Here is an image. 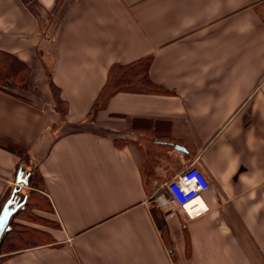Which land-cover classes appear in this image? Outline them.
<instances>
[{"label": "crops", "instance_id": "0c3cea01", "mask_svg": "<svg viewBox=\"0 0 264 264\" xmlns=\"http://www.w3.org/2000/svg\"><path fill=\"white\" fill-rule=\"evenodd\" d=\"M0 52L64 104L0 90V140L24 151L0 147V199L37 174L58 222L0 264H264V0H0ZM142 59L164 92L92 111ZM188 167L208 210L165 220L152 197Z\"/></svg>", "mask_w": 264, "mask_h": 264}, {"label": "trees", "instance_id": "16d2710c", "mask_svg": "<svg viewBox=\"0 0 264 264\" xmlns=\"http://www.w3.org/2000/svg\"><path fill=\"white\" fill-rule=\"evenodd\" d=\"M150 60L142 59L137 62H133L127 65H113L108 73L107 82L102 89L96 103L92 107V111H97L104 106L108 98L118 92H129V93H163L164 91L157 87L149 78L148 67ZM30 78V69L23 62L18 60L15 56L0 52V90L8 93L9 95L16 96L22 100H26L20 95H15L7 90L8 86L18 88L20 91H26L28 81ZM55 89V88H54ZM57 91V90H56ZM63 104L62 101H60ZM64 105V104H63ZM64 111V109H63ZM60 112L62 115L64 112ZM0 147L4 148L14 154L22 156L24 151L22 148L6 141L0 140ZM35 177L38 179L37 183L33 181L32 189L37 190L38 187H41L39 183L41 178L36 174ZM43 189V188H42ZM4 201L0 199V210L3 206ZM152 211L158 210L153 203ZM159 211V210H158ZM160 212V211H159ZM28 229V228H27ZM11 231V229H10ZM28 232H23L17 236V240L20 242H28L24 236H31V230H26ZM41 232V231H40ZM34 233V232H32ZM42 235L46 236V239L50 238V235L47 232H42ZM9 235V233H8ZM38 243L35 242L30 246L18 247L17 249L9 251V253L17 252L26 248L37 246Z\"/></svg>", "mask_w": 264, "mask_h": 264}, {"label": "rangeland", "instance_id": "374dc122", "mask_svg": "<svg viewBox=\"0 0 264 264\" xmlns=\"http://www.w3.org/2000/svg\"><path fill=\"white\" fill-rule=\"evenodd\" d=\"M37 75L38 74L35 71L32 72V70L30 69V78L26 91H20L18 88L10 86H8L7 90L15 95L23 96L24 98H28L42 105H44V103L49 101L50 99L53 102L52 104L56 107V110L62 112L64 106L58 99L56 89H54V87H52L51 85L50 87L48 85L49 72L45 71V74L41 75L40 77H37ZM41 82L45 83V90H43L42 85L39 84ZM36 83H38L39 85L36 86ZM46 87L49 88V95L46 92ZM52 104H50L46 108L49 109ZM37 180L38 179L34 176L33 181L37 183ZM31 188L26 190V203L17 211V213L11 218L9 222L11 231H8L9 235L7 233L6 238L2 243L0 257L5 254H9V251L17 249L18 247L24 246L25 248L26 246L28 247L35 242H37L38 244H43L44 242H46V236L42 235L41 232H47L49 231V229L52 230L53 228L58 226V222L55 218L54 212L42 187H38L37 190ZM27 228L31 230V236H24V239L28 242L18 241L16 239L17 236L23 232H28L26 231L28 230Z\"/></svg>", "mask_w": 264, "mask_h": 264}, {"label": "built area", "instance_id": "2783aa9c", "mask_svg": "<svg viewBox=\"0 0 264 264\" xmlns=\"http://www.w3.org/2000/svg\"><path fill=\"white\" fill-rule=\"evenodd\" d=\"M206 177L195 167H188L160 187L152 197L153 205L165 220L179 212L189 220L207 212L201 194L208 189Z\"/></svg>", "mask_w": 264, "mask_h": 264}, {"label": "water", "instance_id": "95a60500", "mask_svg": "<svg viewBox=\"0 0 264 264\" xmlns=\"http://www.w3.org/2000/svg\"><path fill=\"white\" fill-rule=\"evenodd\" d=\"M18 174V182L20 183L22 179H20V175L22 174V169L19 170ZM29 184L26 183L25 187ZM16 192L3 204L0 210V255H1V246L4 242L8 231L10 230L9 222L11 218L17 213V211L24 206L25 198L16 197Z\"/></svg>", "mask_w": 264, "mask_h": 264}]
</instances>
